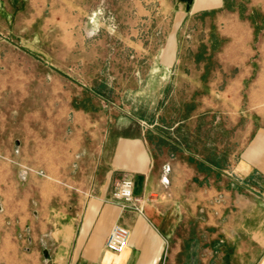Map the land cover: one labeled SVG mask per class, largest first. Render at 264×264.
Wrapping results in <instances>:
<instances>
[{
    "label": "rangeland",
    "instance_id": "obj_1",
    "mask_svg": "<svg viewBox=\"0 0 264 264\" xmlns=\"http://www.w3.org/2000/svg\"><path fill=\"white\" fill-rule=\"evenodd\" d=\"M0 71L20 109L44 78L99 132L142 129L157 167L203 174L197 214L225 216L227 191L254 184L228 176L264 135V0H0ZM197 230L189 216L177 233L188 252Z\"/></svg>",
    "mask_w": 264,
    "mask_h": 264
},
{
    "label": "crops",
    "instance_id": "obj_2",
    "mask_svg": "<svg viewBox=\"0 0 264 264\" xmlns=\"http://www.w3.org/2000/svg\"><path fill=\"white\" fill-rule=\"evenodd\" d=\"M43 81L40 103L23 110L0 71V264H175L178 255L194 257L181 264H264V135L229 167L228 177L254 182L247 196L227 191L225 216L205 217L202 173L173 159L157 167L142 129L99 132ZM124 176L140 213L113 198ZM189 216L195 252L177 236ZM115 225L130 234L117 254L103 248Z\"/></svg>",
    "mask_w": 264,
    "mask_h": 264
},
{
    "label": "built area",
    "instance_id": "obj_3",
    "mask_svg": "<svg viewBox=\"0 0 264 264\" xmlns=\"http://www.w3.org/2000/svg\"><path fill=\"white\" fill-rule=\"evenodd\" d=\"M113 198L127 204L132 210L140 213V200L135 198L132 193V181L128 176L120 179ZM129 231L121 226H113L105 239L103 248L112 253H120L127 246L129 239Z\"/></svg>",
    "mask_w": 264,
    "mask_h": 264
}]
</instances>
